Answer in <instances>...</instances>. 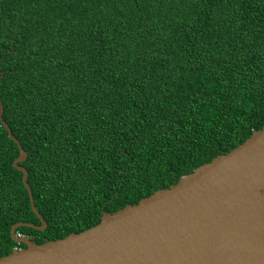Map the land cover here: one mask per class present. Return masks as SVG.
<instances>
[{
	"label": "trees",
	"instance_id": "obj_1",
	"mask_svg": "<svg viewBox=\"0 0 264 264\" xmlns=\"http://www.w3.org/2000/svg\"><path fill=\"white\" fill-rule=\"evenodd\" d=\"M0 100L16 234L81 232L264 126V0H0ZM19 153L0 120V258Z\"/></svg>",
	"mask_w": 264,
	"mask_h": 264
},
{
	"label": "water",
	"instance_id": "obj_2",
	"mask_svg": "<svg viewBox=\"0 0 264 264\" xmlns=\"http://www.w3.org/2000/svg\"><path fill=\"white\" fill-rule=\"evenodd\" d=\"M0 120L19 146L14 166L41 220L12 225V238L26 247L0 264H264V126L169 187L104 212L98 224L38 243L16 234L18 227L44 230L48 223L20 164L28 152L6 123L2 100Z\"/></svg>",
	"mask_w": 264,
	"mask_h": 264
}]
</instances>
